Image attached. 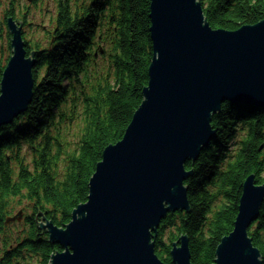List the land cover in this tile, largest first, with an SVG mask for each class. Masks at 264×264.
<instances>
[{"label":"trees","instance_id":"16d2710c","mask_svg":"<svg viewBox=\"0 0 264 264\" xmlns=\"http://www.w3.org/2000/svg\"><path fill=\"white\" fill-rule=\"evenodd\" d=\"M4 1L1 33L7 16L29 25L31 9L48 4ZM92 2L56 0L46 45L24 36L28 56L36 51L37 84L26 112L0 130V264H50L63 250L39 222L44 216L58 227L70 223L88 200L104 149L123 138L143 100L153 57L151 0ZM201 2L215 29L235 31L264 19V0ZM7 36L0 46V82L12 55L8 30ZM212 125L217 138L186 164L193 170L186 180L190 211L170 212L156 233L165 264H173L172 245L182 235L189 238L193 264H215L221 239L233 230L246 178L255 175L264 184V106L226 102ZM249 233L264 260V202Z\"/></svg>","mask_w":264,"mask_h":264},{"label":"water","instance_id":"95a60500","mask_svg":"<svg viewBox=\"0 0 264 264\" xmlns=\"http://www.w3.org/2000/svg\"><path fill=\"white\" fill-rule=\"evenodd\" d=\"M150 19L148 85L123 138L104 149L88 200L70 223L58 227L44 216L39 222L63 249L50 264H165L156 233L170 212L191 209L186 180L193 170L186 164L217 138L213 116L226 102L264 106V19L215 29L201 0H151ZM6 23L12 55L0 82V130L26 112L37 84L36 51L28 56L23 21L10 16ZM263 202L264 184L248 176L215 264H264L249 233ZM170 254L173 264H193L187 235Z\"/></svg>","mask_w":264,"mask_h":264},{"label":"rangeland","instance_id":"374dc122","mask_svg":"<svg viewBox=\"0 0 264 264\" xmlns=\"http://www.w3.org/2000/svg\"><path fill=\"white\" fill-rule=\"evenodd\" d=\"M28 1L29 4L32 3L31 0ZM44 1L48 2L46 7L42 5L45 9L42 10L41 8H32L31 14L27 18L29 25L23 24L24 36H26V38L32 44H36L39 42V44L46 45L47 40L51 36L49 31L52 28L51 27L53 23L52 21L55 17L56 0H44ZM6 7H7V3H5V1L0 4V21H3L4 10ZM2 29L3 28L0 27V46H5L7 45V41H8V36H7L8 28L5 26L6 31L4 30V32L1 33ZM24 217H25V213H22V218L19 219L18 221L21 222Z\"/></svg>","mask_w":264,"mask_h":264},{"label":"flooded vegetation","instance_id":"af4514ba","mask_svg":"<svg viewBox=\"0 0 264 264\" xmlns=\"http://www.w3.org/2000/svg\"><path fill=\"white\" fill-rule=\"evenodd\" d=\"M93 2L92 3H94L95 1H98V0H92ZM91 3V2H90ZM55 14H57V12H56V6H55ZM9 16H11V15H9ZM9 16H7V18L9 17ZM93 17H95V19H96V15H93ZM93 17H91V18H93ZM50 35H52V33L50 32Z\"/></svg>","mask_w":264,"mask_h":264},{"label":"bare ground","instance_id":"6f19581e","mask_svg":"<svg viewBox=\"0 0 264 264\" xmlns=\"http://www.w3.org/2000/svg\"><path fill=\"white\" fill-rule=\"evenodd\" d=\"M33 8H35V7H33ZM37 8V7H36ZM11 16H13L14 18H15V20L18 22V20L16 19V17L14 16V15H11ZM10 17V16H9ZM6 21H7V19H6ZM18 23H22V22H18ZM23 24H24V22H23Z\"/></svg>","mask_w":264,"mask_h":264}]
</instances>
